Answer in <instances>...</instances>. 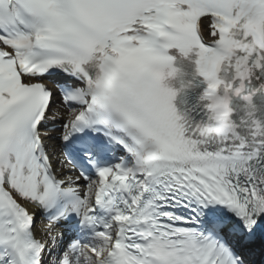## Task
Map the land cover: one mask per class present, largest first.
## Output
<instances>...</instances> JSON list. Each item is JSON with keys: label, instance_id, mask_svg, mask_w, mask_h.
Listing matches in <instances>:
<instances>
[{"label": "snow or ice", "instance_id": "obj_1", "mask_svg": "<svg viewBox=\"0 0 264 264\" xmlns=\"http://www.w3.org/2000/svg\"><path fill=\"white\" fill-rule=\"evenodd\" d=\"M173 49L222 108L229 74L251 68L264 84V0H0V264H40L48 245L29 204L58 209L50 234L71 213L102 229L101 244L74 243L59 264H239L195 225L217 205L248 233L264 224V139L205 140L181 122L152 71ZM61 105L79 174L58 179L45 141ZM117 147L133 163L101 166ZM229 227L214 218L216 232Z\"/></svg>", "mask_w": 264, "mask_h": 264}, {"label": "clouds", "instance_id": "obj_2", "mask_svg": "<svg viewBox=\"0 0 264 264\" xmlns=\"http://www.w3.org/2000/svg\"><path fill=\"white\" fill-rule=\"evenodd\" d=\"M242 14L247 16V12H242ZM249 24L251 26H255L256 29L259 30L260 25L258 20L252 19L249 21ZM242 27L244 26L242 25ZM179 55L185 60L190 59L187 51L179 53ZM176 64H177L176 59L172 57L171 60L164 63H160L159 61H157L156 66L152 70L156 82L159 85L163 86L165 89L174 93V95L172 96V100L175 99L177 92L173 90L172 87H170V82L177 80L178 77H182L184 75L181 69L175 66ZM252 74L253 73L251 71V68H248L246 69L244 78L247 79ZM227 76L228 73L227 70L225 69L223 76L220 78L221 82L224 79H226ZM187 86L188 85L181 83V90ZM261 87L264 88V84H261ZM229 91H230V86L229 88L224 89L223 95L220 98L223 104L222 108H218L216 106L215 101L206 105V107L208 108L207 120L204 123L197 125V127L200 129V135L203 136L205 140H213V141L221 140L229 133L234 132V125L233 122L230 120V109L228 107L230 103ZM240 91L241 88H237L233 94L238 95ZM203 97L204 95L202 96V98ZM245 99H248L250 102V97H245ZM262 133H264V129H261L259 124H257L254 131V135H259Z\"/></svg>", "mask_w": 264, "mask_h": 264}]
</instances>
